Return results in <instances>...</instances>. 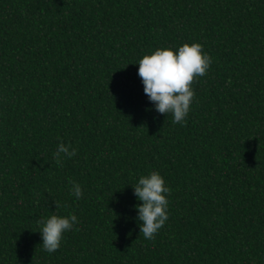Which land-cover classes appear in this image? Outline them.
I'll return each instance as SVG.
<instances>
[{
  "label": "trees",
  "instance_id": "1",
  "mask_svg": "<svg viewBox=\"0 0 264 264\" xmlns=\"http://www.w3.org/2000/svg\"><path fill=\"white\" fill-rule=\"evenodd\" d=\"M196 42L212 62L182 126L138 62ZM152 171L171 191L148 240ZM53 214L78 223L48 253ZM0 264H264V0H0Z\"/></svg>",
  "mask_w": 264,
  "mask_h": 264
},
{
  "label": "clouds",
  "instance_id": "2",
  "mask_svg": "<svg viewBox=\"0 0 264 264\" xmlns=\"http://www.w3.org/2000/svg\"><path fill=\"white\" fill-rule=\"evenodd\" d=\"M211 62V57L204 53L200 43H184L178 51L159 48L144 55L138 62V75L144 84L145 94L154 102L156 110L161 114H172V122L183 126L195 97L192 85L198 77L207 74ZM228 83H231L230 79ZM62 154L70 158L76 155V150L61 142L54 153L58 165H62ZM69 183L72 185L71 194L77 199L82 198L80 184L71 179ZM133 187L138 200L142 201L136 205L139 211L137 219L143 222L141 233L145 239L152 240L168 220L169 201L166 194L171 189L157 171L141 176ZM56 204L59 208V203ZM37 223L41 225L43 249L53 253L60 248L64 233L71 231L74 224L78 223V218L75 214H53Z\"/></svg>",
  "mask_w": 264,
  "mask_h": 264
}]
</instances>
